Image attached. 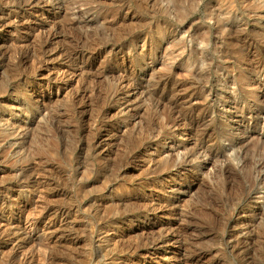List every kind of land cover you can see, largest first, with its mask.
Here are the masks:
<instances>
[{
	"label": "rangeland",
	"instance_id": "1",
	"mask_svg": "<svg viewBox=\"0 0 264 264\" xmlns=\"http://www.w3.org/2000/svg\"><path fill=\"white\" fill-rule=\"evenodd\" d=\"M1 230L0 264H264V0H0Z\"/></svg>",
	"mask_w": 264,
	"mask_h": 264
},
{
	"label": "bare ground",
	"instance_id": "2",
	"mask_svg": "<svg viewBox=\"0 0 264 264\" xmlns=\"http://www.w3.org/2000/svg\"><path fill=\"white\" fill-rule=\"evenodd\" d=\"M74 75V74H73ZM78 76H79V73H78ZM80 76H81V74H80ZM73 79V78H72ZM78 80H80V78L78 79ZM75 81H77V79L75 80ZM53 82V81H52ZM56 82V81H55ZM56 85H57V83H55ZM47 85V84H46ZM50 86V85H49ZM58 86V85H57ZM60 87V86H59ZM58 94V93H57ZM57 97V96H56ZM27 214H29V213H27ZM62 214V213H61ZM31 215V213L29 214V216ZM27 217H25V219H26ZM29 218V217H28ZM27 218V219H28ZM26 221V220H25ZM27 224H28V226H26V229H25V227H24V229L25 230H27V231H31V230H33V228L35 227V223L34 222H32V221H30V220H27V222H26ZM2 231H4V230H1L0 232H2ZM2 233H4V232H2ZM7 234V233H6ZM4 235V234H3ZM17 253V252H16ZM16 255H18V254H16ZM15 255V256H16ZM22 259H24L25 260V258L23 257ZM22 263V262H21Z\"/></svg>",
	"mask_w": 264,
	"mask_h": 264
}]
</instances>
